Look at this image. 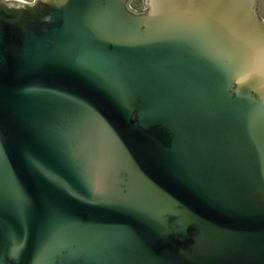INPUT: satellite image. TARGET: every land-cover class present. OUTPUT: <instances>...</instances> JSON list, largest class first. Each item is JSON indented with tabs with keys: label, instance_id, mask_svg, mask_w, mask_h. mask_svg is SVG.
<instances>
[{
	"label": "water",
	"instance_id": "1",
	"mask_svg": "<svg viewBox=\"0 0 264 264\" xmlns=\"http://www.w3.org/2000/svg\"><path fill=\"white\" fill-rule=\"evenodd\" d=\"M0 0V264H264L256 0Z\"/></svg>",
	"mask_w": 264,
	"mask_h": 264
},
{
	"label": "rangeland",
	"instance_id": "2",
	"mask_svg": "<svg viewBox=\"0 0 264 264\" xmlns=\"http://www.w3.org/2000/svg\"><path fill=\"white\" fill-rule=\"evenodd\" d=\"M130 8L134 11L142 10L141 0H133L130 3ZM258 17L264 23V0H256Z\"/></svg>",
	"mask_w": 264,
	"mask_h": 264
},
{
	"label": "flooded vegetation",
	"instance_id": "3",
	"mask_svg": "<svg viewBox=\"0 0 264 264\" xmlns=\"http://www.w3.org/2000/svg\"><path fill=\"white\" fill-rule=\"evenodd\" d=\"M17 1L24 2L27 4H31L33 2V0H17Z\"/></svg>",
	"mask_w": 264,
	"mask_h": 264
},
{
	"label": "built area",
	"instance_id": "4",
	"mask_svg": "<svg viewBox=\"0 0 264 264\" xmlns=\"http://www.w3.org/2000/svg\"><path fill=\"white\" fill-rule=\"evenodd\" d=\"M131 1H133V0H131ZM131 1H130V3H131ZM130 5V4H129ZM130 7V6H129Z\"/></svg>",
	"mask_w": 264,
	"mask_h": 264
}]
</instances>
